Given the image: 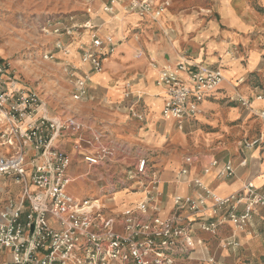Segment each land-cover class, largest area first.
Instances as JSON below:
<instances>
[{
	"label": "built area",
	"instance_id": "built-area-1",
	"mask_svg": "<svg viewBox=\"0 0 264 264\" xmlns=\"http://www.w3.org/2000/svg\"><path fill=\"white\" fill-rule=\"evenodd\" d=\"M168 5V0H107L103 11L112 13L121 6L126 13L157 20ZM43 30L60 34L62 26L49 22ZM56 48L63 46L57 42ZM114 49L110 38L104 41L93 33L89 46L80 55L81 63L88 68L64 65L74 100L87 96L90 76L103 70L104 60ZM45 58L53 59V55L46 53ZM224 81L219 66L187 59L163 65L155 79L163 95L161 118L174 120L182 130L202 113L204 100ZM125 97L130 103V116L143 121L141 96L128 91ZM261 98V94L256 95V99ZM239 101L250 106L248 99ZM257 114L264 120V110ZM84 129L83 120L76 116L51 114L36 90L21 85L10 63L0 57V264H173L172 257L178 250L198 264H219L205 245L196 243L193 223L207 233H215L224 223L241 232L251 222L256 208L264 209V184L257 187L247 181L239 191L221 197L200 177L193 176L186 181L199 190L198 195H175L174 208L196 213L210 200L212 212L208 217L190 221L174 212L160 218L155 215L156 208L149 205L154 199L151 192L135 208L108 213L98 199H78L68 191L70 157L56 142ZM102 136L98 132L95 140ZM263 138L243 140L242 145L251 148ZM73 146L83 148L79 142ZM111 155L107 144L93 153L82 152L83 160L90 165L107 161ZM184 163L178 172L180 178L189 175L191 158L186 157ZM217 163L212 159L203 172L208 173ZM234 173L232 163L227 161L217 177L229 179ZM132 178L147 181L152 192L159 181L157 170L149 169L145 159L138 160L134 173L129 175ZM224 245L236 249V234L227 236ZM192 253L195 255L191 257Z\"/></svg>",
	"mask_w": 264,
	"mask_h": 264
},
{
	"label": "crops",
	"instance_id": "crops-1",
	"mask_svg": "<svg viewBox=\"0 0 264 264\" xmlns=\"http://www.w3.org/2000/svg\"><path fill=\"white\" fill-rule=\"evenodd\" d=\"M80 1L81 4H78L76 9L79 11L82 9L84 13L75 15L77 17L71 26L85 28L77 45L89 46L90 43L87 42H90L93 33L100 34L102 37L114 35L119 39L125 30L139 22L140 17L137 14L126 13L121 6H116L112 13L103 11V5L107 0ZM154 1L157 3L162 0ZM168 2L169 5L160 19L161 27L166 30V37L159 33L155 38L157 43L155 45L152 43L148 48L157 62L148 64L145 60H139L134 64V68H140L143 71L142 77L134 80L133 89L142 97L139 107L145 114L144 120L139 121L130 116L129 101L123 99L118 101L120 94L116 87L109 85L108 75V83H106L105 78H101V74L94 73L87 82V90L94 94L102 92L105 99H85L89 101L85 107L94 108L92 112L96 115L91 114L86 118L73 115L83 120L85 129L76 135L60 139L56 145L70 157L68 175L71 181L68 191L74 197L96 198L102 203L105 211L119 214L125 209L135 208L145 199L146 193L151 192L154 194V199L149 205L156 208L155 215L165 219L177 212L182 218L194 221L199 220L201 216L211 215V201L208 200L207 206L196 213L175 210L173 204L175 195L191 197L198 195L199 190L189 185L186 180L193 176L200 177L206 186L221 197L239 191L247 181H252L257 187L262 186L264 184V138L261 143L251 148L240 143L238 154L233 156L227 154L218 158L212 156L208 162H206L207 158H202L196 165L197 168L189 167L187 177H178L176 173L185 166V163L183 164L172 154L162 151L164 141L167 135L171 134V127L175 126V121L161 118L163 95L161 88L155 84V79L160 68L165 64L164 61L172 62L176 59L189 58L194 62L219 66L223 70L225 81L213 95L204 100L201 105L203 109L212 107L213 102L217 100L214 96L228 84V93H232L235 87H239L243 97L250 98L248 100L253 111L264 110V31H258L252 19L255 8L263 13L264 18V0H168ZM49 22L51 20L48 19L47 25ZM116 29H118L117 32H115ZM135 44L136 41L133 39L120 43L112 57H123L121 56L123 54L124 57L132 55ZM62 46L63 48L58 49L63 50L65 45L62 44ZM163 48H165L164 61L159 54V50ZM68 57L73 66L82 70L88 68L87 64L81 63L80 56L72 54ZM257 94H261L262 98L256 99ZM231 109L230 114L233 116L236 114V108L231 107ZM261 120L264 122L263 119ZM195 121L196 119L187 122L185 128L192 127ZM112 128L119 130L112 132ZM105 131L108 132L106 136L103 135L100 140H95V134ZM260 136H264V131L248 141ZM75 142L82 144V150L74 148ZM106 144L112 149V155L107 161L90 165L83 160L82 152L93 153L98 147ZM156 154L158 157L151 163L153 155ZM139 159H145L146 166H154L153 168L157 170L159 181L154 192L150 191L151 187L147 181L136 180L128 183V180L123 178L114 181L110 179L108 172L105 173V177L100 171L101 166H136ZM212 159L217 160V166L211 167L208 173H204L203 168L209 165ZM242 160H245L244 164H241ZM227 161H230L234 167L233 177L218 178V170ZM73 183L86 189L88 193L81 196L71 188ZM263 212L264 209L256 208L252 219ZM225 226L233 227L230 223H224L218 230L224 229ZM192 227L194 233L199 231L196 222ZM194 239L198 244L201 242L195 236ZM180 255H185L188 263H195L187 257V254L179 250L174 253L172 259ZM190 255L192 257L195 253ZM218 262L222 264L221 260ZM263 262L264 256L256 264Z\"/></svg>",
	"mask_w": 264,
	"mask_h": 264
},
{
	"label": "rangeland",
	"instance_id": "rangeland-1",
	"mask_svg": "<svg viewBox=\"0 0 264 264\" xmlns=\"http://www.w3.org/2000/svg\"><path fill=\"white\" fill-rule=\"evenodd\" d=\"M78 4H81L80 0H0V56L10 63L21 85L36 90L46 102L49 112L64 118L73 115L81 118L91 114L96 115L92 112L94 108L85 107L89 102L86 100L105 99L102 92L94 94L87 90L89 94L83 100H74L63 69L66 64L73 65L68 56L72 54L80 56L82 49L86 47L77 45L85 28L71 27L77 17L75 15L84 13L82 9L80 11L76 9ZM164 11L157 20L149 15H139L138 24L125 30L119 39L114 35L102 37L98 34L104 41L111 38L115 45L114 51L104 60L101 78H105L108 83L109 77V85L116 87L120 94L119 102L122 99L127 100L125 94L128 91L133 95H140L134 91L133 82L137 77H142L143 71L140 68H134V64L139 60H145L148 64L157 62L148 48L152 43L154 45L157 43L155 38L159 33L166 37V30L160 24ZM262 16L263 13L255 8L252 19L258 31H264ZM48 19L51 20L50 24L58 23L62 26V33L45 32L43 26H48L46 23ZM117 31L118 29L115 30ZM131 39L136 41L132 55L124 57L123 54L121 55L123 57H112L120 43ZM57 41L65 45L63 50L56 48ZM164 51L165 48L159 50L162 61H164ZM46 53L52 54L53 59L45 58ZM183 59L189 60V58H181L164 62L175 64ZM109 61L113 63L109 64ZM226 86L214 96L217 100L213 102L212 107L202 108V113L196 116L192 127L182 130L174 125L171 127V134L167 135L162 146L163 153L172 154L183 164L185 158L190 157V169L197 168L196 165L202 158H207L206 162H208L212 156L218 158L223 154L231 156L238 154L240 143L244 139H251L264 131V122L257 111H253L250 106L242 105L239 101V98L246 100L250 98L243 97L239 87H235L232 93H228V84ZM231 107L236 108V114L233 116L230 114ZM111 130L114 132L119 129ZM106 134H108L107 131L103 132V135L106 136ZM156 157H158L157 154L153 155L151 163ZM153 167L148 166L149 169ZM100 171L104 176L108 172L110 179L114 181L122 178L128 180V183L143 180L129 179V175L134 173V166H101ZM71 188L81 196L88 193L86 189L80 188L75 183L71 185ZM233 233L238 236L239 241L236 249L224 245V239ZM194 236L199 238L202 245L208 248L209 253L217 261L221 260L222 264H256L264 256V212L254 217L241 232L233 227L225 226L224 229L217 230L215 233L199 230L194 233ZM175 258L174 264H191L188 263L185 255Z\"/></svg>",
	"mask_w": 264,
	"mask_h": 264
},
{
	"label": "bare ground",
	"instance_id": "bare-ground-1",
	"mask_svg": "<svg viewBox=\"0 0 264 264\" xmlns=\"http://www.w3.org/2000/svg\"><path fill=\"white\" fill-rule=\"evenodd\" d=\"M101 73H102V71H101V72H99V73H96V74H98V75H99V74H101Z\"/></svg>",
	"mask_w": 264,
	"mask_h": 264
}]
</instances>
